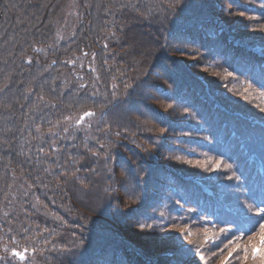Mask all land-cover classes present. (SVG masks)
<instances>
[{"label":"trees","instance_id":"obj_1","mask_svg":"<svg viewBox=\"0 0 264 264\" xmlns=\"http://www.w3.org/2000/svg\"><path fill=\"white\" fill-rule=\"evenodd\" d=\"M262 200L264 0H0V264H220Z\"/></svg>","mask_w":264,"mask_h":264},{"label":"snow or ice","instance_id":"obj_2","mask_svg":"<svg viewBox=\"0 0 264 264\" xmlns=\"http://www.w3.org/2000/svg\"><path fill=\"white\" fill-rule=\"evenodd\" d=\"M243 15V13H241ZM230 76L231 73H228ZM95 113L92 111H85L76 123H80L86 117L94 116ZM66 130V129H65ZM264 203V200L261 201ZM247 210L250 214L249 220H252V217H255L254 222H252L251 227L247 229L251 234L248 235L247 242L240 243V238L237 237L235 240H230L228 245H225L228 248L227 255L223 256V259L220 261V264H227L228 260L233 257V254L238 250H242L243 256L236 257L240 260V264H264V207L252 205L247 206ZM140 227H144L141 225ZM221 233L230 231V229H220ZM210 238L205 235V243H208ZM229 245H234L229 247ZM223 253V249L221 250ZM20 259H25V255L20 252L15 253Z\"/></svg>","mask_w":264,"mask_h":264},{"label":"rangeland","instance_id":"obj_3","mask_svg":"<svg viewBox=\"0 0 264 264\" xmlns=\"http://www.w3.org/2000/svg\"><path fill=\"white\" fill-rule=\"evenodd\" d=\"M81 115H82V114H81ZM81 115H79V117H78V118H80V116H81ZM86 118H87V117H86Z\"/></svg>","mask_w":264,"mask_h":264}]
</instances>
